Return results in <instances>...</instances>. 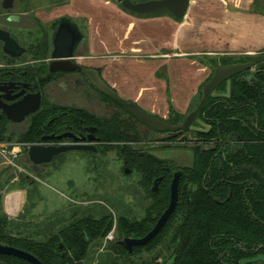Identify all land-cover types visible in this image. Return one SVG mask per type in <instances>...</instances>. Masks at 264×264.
I'll list each match as a JSON object with an SVG mask.
<instances>
[{
  "label": "rangeland",
  "instance_id": "obj_1",
  "mask_svg": "<svg viewBox=\"0 0 264 264\" xmlns=\"http://www.w3.org/2000/svg\"><path fill=\"white\" fill-rule=\"evenodd\" d=\"M17 2L19 4L14 14L23 11L19 6L25 2L27 9L36 12L46 25L62 14L72 16L89 35L93 60L98 61L99 58L106 63L104 75L117 89L119 97L126 102L139 104L146 113L163 120L173 121L177 115L182 120V112H186L189 105L193 108L199 101L197 94L213 73L215 64L222 63L225 58L246 62L248 56L256 60L259 57L257 53H264V0H192L182 20L181 38L177 37L178 25L174 24L173 18H147L139 22L137 16L126 12L114 0ZM224 50L233 51L232 54L236 56L218 55L217 58L209 54ZM242 50L256 53L243 55ZM78 52L89 54V43H83ZM166 52L169 53L168 72L167 68H158L160 63L167 60L162 59ZM4 59L6 56L0 43V67L10 68L9 61L6 64ZM154 72H160V77L165 80L170 79V84H153L151 74ZM53 87L58 88L56 85ZM152 87L160 91L152 92ZM61 93L69 95L63 96ZM51 99L66 105V100L74 101L75 107L88 110L102 121L113 119L119 122L126 119V122H132L130 114L99 92L89 93V97L82 92L78 96L68 92L63 85L53 92ZM47 100L49 102L50 97L45 99L46 103ZM173 108L179 113L169 111ZM122 145L134 149L142 146L133 142H102L98 154H68L63 160L42 167L38 174L31 170L28 153L21 151L17 156L19 145L0 148V195H3L0 199V217L8 219L3 231L15 239L41 243L56 236L58 231L65 228L69 217L86 211L83 207L87 206L97 214H112L115 220L121 215L136 219L144 217L152 202L142 185L141 174L129 166V155L123 156ZM30 146L26 145L27 149ZM143 147L160 159L182 165V152L173 156L168 153L155 154L160 150L154 153L151 145ZM127 169L131 174H126ZM109 234L103 238H93L95 241L90 248L88 264H104L105 258L102 257L107 247L118 239L114 233V240L108 241ZM160 251L167 254L164 248ZM144 260L141 259L139 264ZM0 264L3 262L0 261Z\"/></svg>",
  "mask_w": 264,
  "mask_h": 264
},
{
  "label": "trees",
  "instance_id": "obj_2",
  "mask_svg": "<svg viewBox=\"0 0 264 264\" xmlns=\"http://www.w3.org/2000/svg\"><path fill=\"white\" fill-rule=\"evenodd\" d=\"M246 57V62L255 63L256 72L249 70L233 77L231 97H211L201 112L210 119L212 129L197 135L207 141L216 139L215 152L203 146L196 148L194 166L185 170L180 182L178 207L162 232L149 245L135 250L133 256L145 253L138 264L141 259H145L141 264H160V259L162 264H240L243 259L264 255V53L256 60ZM240 62L245 63L225 58L214 69ZM226 90L224 82L219 91ZM118 106L122 108L119 103ZM125 120L97 121L90 116V124L99 129L101 142L139 145L144 141L140 126ZM121 152L129 155L127 162L141 174L142 185L151 199L152 207L144 217L121 215L115 220L112 214L87 209L74 213L65 228L41 243L8 236L3 231L8 219L0 217V242L32 252L44 264H85L90 249L86 237L103 238L113 228L117 242L145 237L170 204L175 168L169 171L168 161L143 146L134 149L122 145ZM158 178L162 182L155 194L151 187ZM117 242L108 247L116 254L112 264H119V257H132ZM61 243L65 258L58 253ZM162 248L167 254L160 251Z\"/></svg>",
  "mask_w": 264,
  "mask_h": 264
},
{
  "label": "flooded vegetation",
  "instance_id": "obj_3",
  "mask_svg": "<svg viewBox=\"0 0 264 264\" xmlns=\"http://www.w3.org/2000/svg\"><path fill=\"white\" fill-rule=\"evenodd\" d=\"M148 1H151V0H147L143 2H148ZM4 2L5 0H3L1 3L2 11H0V29H3L9 32L11 37L17 41L19 46L26 50V53H24L21 57L12 58L11 56L4 53L5 43L0 41L3 47V54L6 56V59L4 60H6L5 61L6 64H7V61H9V65H10L9 66L10 68L8 69H5V66L0 67V106L4 105V107H9L16 103L21 102L26 96H35L38 94L41 95V105L37 111L25 116L24 120L19 121V122L15 121V119L19 118L20 114H16L14 111H10L8 113L5 110V108L0 107V144H4L7 146L19 145L18 147L19 149L16 151L17 156L21 153V151H23L24 154L28 153V156H29V150L32 146H43V147L44 146L45 147L66 146L68 147V146H78V145H86V146L92 145L94 146V148H96V152L69 151L67 153H62L54 157L51 163H44V164L39 165L38 171L35 170L36 165L32 163L29 157V160L31 162V170L35 174L40 173L42 171V167L52 164L54 161L63 160L65 155H68V154H75L78 156H81V155L82 156H85V155L93 156V155L98 154V151L101 148L102 142H101V138L99 137L98 127L96 125L90 124V116H92V114L88 110L86 109L84 110V108L81 109V108H77V106L75 107L74 101L66 100V102L68 103V105H66V104L57 102L58 101L57 99H51V96L53 97V92L54 91L57 92L58 88L63 87V85L67 88L68 92L71 91L73 95L80 96L82 92H85V94L89 97V93L91 94V93L99 92L102 95H104L106 99L110 98L106 94L99 91L92 84L91 79L88 76V74L82 72L79 68L86 69V70H90V69L96 70L99 76L111 88H113L116 91L117 96L119 97L117 89L114 88V86H112L108 82V80L106 79L104 75L106 63H103V61H101L99 58H98V61H95L93 60L94 57H91V46H90L91 42H89L90 41L89 35L85 33V29L83 28V25H81L82 26V29H81L78 23L72 18V16H69L68 14H62L58 18H55L51 22H49L48 25H46L47 23H45L36 12H32L27 9V4L25 2L21 3L19 6V9H22L23 11L17 12V14L13 13L15 12V9L17 8L19 4L17 0H14V6L11 9H5L3 6ZM132 2L134 1L132 0ZM134 3H141V2H134ZM120 6L123 8L121 4ZM123 9L126 12H128V10H126L125 8ZM128 13L137 16L139 22L146 21L147 18L148 20L149 19H155V20L161 19L162 20V19L171 17L173 18V20H175L176 22H180V23H182V20H183V19L176 18L167 9H162V10H159L154 13L147 14V15H140V14H136L130 11ZM64 17L70 18L74 23L78 25L80 32L86 39L85 41L89 43L90 53L89 54L77 53V55L71 59L72 63L76 64L79 67L78 69L73 70L71 72L58 71V72L51 73L50 71L51 65L55 61V59L52 56V53L54 51V44H53L54 34L56 30L58 29V25L56 23ZM11 19H13V21ZM14 19H17V21H14ZM168 49H170V47H168ZM259 55L261 54H258V56ZM168 58H169V53L168 52L164 53V56H162V59H167V60L160 63L158 68L160 67L167 68V72H168V70H170ZM101 59L103 60V57ZM245 63H248V62H245ZM256 68L257 67L255 65L254 69L250 70V73L256 72ZM215 69L213 73H211L210 76L206 79L201 90L199 91L200 94L198 92L197 97L200 98L199 101L195 104L193 108H191V106L189 105L188 110L186 112H182V120L180 117L178 118L177 116L179 115H177L175 116V119L173 121H168V120H165V121L173 125H181L184 123L187 116L190 113H192L200 104L202 97H203V88L205 84L214 75ZM159 73L160 72H158V74L154 72L151 74L152 77L154 75L153 79L151 80L153 81L152 83L154 84V82L161 81L163 83L166 82L170 84V79L165 80L164 77H160L162 76V74H159ZM48 75H49V78L47 80L40 81L41 78H45ZM166 75L167 74H165L164 76ZM157 76L159 77V79ZM53 85L58 86V88L56 87L51 88V86ZM219 87L215 90V92L219 94L220 96L215 97V99L231 97V93H230V97H226L225 94H227V90L226 92H221L219 91ZM150 91H153V90H150ZM154 91H160V89H157ZM61 94L63 96L69 95L65 93H61ZM47 97H50V101L48 102L47 100V103H46L45 99H47ZM211 97L212 95L209 98ZM68 99L72 100V98H68ZM70 102H73V104ZM127 102H133V101H127ZM119 104L122 106V108L118 106L120 109L127 111V109L121 103ZM137 105L141 109H144L139 104ZM86 106H88V104ZM202 109L198 113L196 119L191 124L190 128L187 131L182 132L179 136L173 138L170 141H159V140L171 136L172 135L171 133L156 132L146 127L143 123L140 122V120H138L134 116L131 115L130 117L132 123H134V125L140 126L141 128L144 141L139 143V145H142V146L151 145L150 149L154 151V153L155 151L160 150V152L155 153V154L168 153L167 155L172 154L171 156H173L177 152L178 153L182 152V159L180 158L182 160V165L181 164L179 165V163L172 164L169 160H166L169 163V167H167L169 171H171L172 168H176L174 169V171H172L171 184H172V180L176 172L182 171L181 180L183 181L185 170L193 168L195 159H196V154H197L195 152L197 147L203 146L204 148H207L214 152L217 148L216 146L218 142L216 141V139L207 141L203 138H200L197 135L199 133L207 134L212 129V126L209 124L210 119L207 118L206 113H203L201 115ZM169 111L179 113L178 110H175L174 108L169 109ZM97 121H100V119H97ZM200 123H202L203 125H200ZM191 127H195L201 130H208V131L207 132L193 131L191 130ZM91 128L97 129V131L94 132V136L98 139V141L96 142H90L88 140L89 136L91 135L90 133ZM53 135L54 136L67 135V137L61 140H57V139L45 140V138L49 136H53ZM75 138H86V139L83 141L82 140L76 141ZM149 140H152V141H149ZM159 143L160 145H153V144H159ZM230 143L235 144V142H230ZM28 144L31 145L29 149H27L26 147V145ZM217 156L218 154H215V157ZM170 190H171V185H170ZM83 209L87 210V209H92V208L90 206H87V207H83ZM158 220H156V224ZM65 223L67 224L68 220ZM36 224L38 223L36 222ZM43 225L41 227H43ZM92 239H90L89 237H86L87 244L90 246V248L95 241L94 239L93 240ZM122 240H119L118 242L117 241L116 242L119 244V242ZM0 243L5 244L2 242ZM9 246L22 250L34 256L35 258H37L32 252H28L24 249L17 248L11 245ZM108 247L106 249L104 256L102 257L103 259L105 258L104 264H112L113 260L116 259V257H114L116 254H114L113 251H110ZM59 249L60 250L58 251V253H61L62 258H65L66 253L63 251L62 243L60 244ZM124 250L129 255H132V257L128 259H123V258L121 259L120 257L117 258L118 259L117 261L119 264H138L139 258L145 254L144 253L140 256H133L135 250L132 254H130L126 249ZM89 252H90V249H89ZM98 255L100 256V254ZM0 261L3 262V264H32L24 259H19L14 256L1 255V254H0ZM88 261H89V258L87 262ZM158 262L162 264L163 261L160 259ZM85 264H88V263H85Z\"/></svg>",
  "mask_w": 264,
  "mask_h": 264
},
{
  "label": "water",
  "instance_id": "obj_4",
  "mask_svg": "<svg viewBox=\"0 0 264 264\" xmlns=\"http://www.w3.org/2000/svg\"><path fill=\"white\" fill-rule=\"evenodd\" d=\"M117 3L121 4L126 10L140 14L147 15L154 13L156 11L167 9L169 10L176 18L184 19L189 9L190 0H151L148 2L134 3L132 0H114ZM5 9H11L14 6V0H5L3 4ZM18 19V18H17ZM14 19V21H17ZM13 21V19H11ZM58 29L54 34V51L52 53L55 61L51 65V73L53 72H71L78 69L79 67L72 63L71 59L74 58L77 53H79V48L83 43H86V39L79 30V27L74 23L70 18L64 17L59 20L57 23ZM55 27V26H54ZM0 41L4 42V53L11 56L12 58L21 57L26 50L21 48L17 41L13 39L9 32L0 29ZM80 54V53H79ZM255 64L253 62L248 63H233L229 65H219L215 69V73L212 78L205 84L203 88V97L198 105V107L190 113L183 124L173 125L168 123L165 120H162L158 117H155L151 114L146 113L134 102H126L123 99L117 96L116 91L111 88L98 74L94 69L86 70L79 68L82 72L88 74L91 79L92 84L102 93L109 96L111 99L121 103L127 111L140 120L146 127L160 133H171L172 135L160 139L159 141H170L173 138L179 136L182 132L187 131L193 121L196 119L198 113L202 109L203 105L207 99L212 95V97L220 96L215 92V90L224 82H227V94L226 97H230L231 87H232V78L240 75L248 70L254 69ZM49 75L45 78H41L40 81L47 80ZM41 105V95L35 96H26L24 99L9 107H3L9 113L14 111L16 114H20L19 118H16L15 121H23L24 117L34 113L39 109ZM200 125H203L200 123ZM193 131L207 132L208 130H201L195 127H191ZM97 131L96 128H91L88 140L90 142H96L98 139L94 136V132ZM67 137V135L62 136H49L45 140H61ZM86 138H75L76 141H83ZM69 151H93L96 152V148L92 145H78V146H60V147H43V146H32L29 150L30 160L34 165H36L35 170L38 171V167L44 163H51L54 157L67 153ZM126 174H131L130 170H126ZM182 178V171L175 173L174 178L171 184L170 190V204L163 215L158 220L154 229L147 234L145 237L140 239L135 238H125L119 242V245L126 249L130 254L134 252L136 248H141L149 245L164 229L170 218L175 213L178 203H179V191H180V182ZM162 182V178H158L154 182L153 193L158 194L159 187ZM0 254L14 256L19 259H24L32 264H43L34 256L10 247L7 244L0 243ZM261 262L264 264V255L259 254L256 257L250 259H243L241 264H255Z\"/></svg>",
  "mask_w": 264,
  "mask_h": 264
},
{
  "label": "crops",
  "instance_id": "obj_5",
  "mask_svg": "<svg viewBox=\"0 0 264 264\" xmlns=\"http://www.w3.org/2000/svg\"><path fill=\"white\" fill-rule=\"evenodd\" d=\"M191 2H192V0H190V4H191ZM190 6V5H189ZM143 22V21H142ZM174 24L176 25H178V29H177V31H178V35H177V37L179 38H181L182 37V23H180V22H174ZM176 37V38H177ZM177 38V39H178ZM166 44L168 45L169 44V40H168V42H166ZM90 46H91V49H93V45H92V43L90 44ZM171 48V47H170ZM242 52H244V54L243 55H247V54H255L256 53V51H252V50H242ZM233 53V51H226V50H224L223 52H218V53H209L210 55H213V56H216L217 58H218V55H222V56H225V55H228V56H234L235 54H232ZM247 53V54H246ZM257 54H259V53H257ZM212 56V57H213ZM236 56V55H235ZM201 73V72H200ZM201 75V74H200ZM152 79H153V77H152ZM151 82H153V81H151ZM161 82V81H160ZM159 82V83H160ZM151 90H153L152 92H156V91H154V90H157V88L156 87H152V89ZM179 111V110H178ZM7 145H4V144H0V148H2V149H4L5 147H6ZM2 195V194H1ZM3 196V195H2Z\"/></svg>",
  "mask_w": 264,
  "mask_h": 264
},
{
  "label": "built area",
  "instance_id": "obj_6",
  "mask_svg": "<svg viewBox=\"0 0 264 264\" xmlns=\"http://www.w3.org/2000/svg\"><path fill=\"white\" fill-rule=\"evenodd\" d=\"M114 233H115V229L112 233L109 234V236L107 237L108 241H113L114 240Z\"/></svg>",
  "mask_w": 264,
  "mask_h": 264
}]
</instances>
